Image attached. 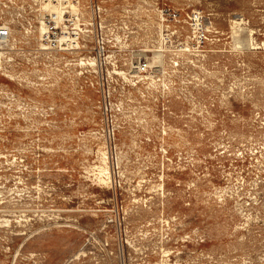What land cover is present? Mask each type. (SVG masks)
Masks as SVG:
<instances>
[{
    "label": "rangeland",
    "instance_id": "1",
    "mask_svg": "<svg viewBox=\"0 0 264 264\" xmlns=\"http://www.w3.org/2000/svg\"><path fill=\"white\" fill-rule=\"evenodd\" d=\"M103 3L152 22L159 8L201 11L210 32L197 56L228 74H191L220 81L184 87L187 126L176 120L162 139V127L137 124L129 98L115 94L126 110L104 112L95 74L38 86V74H4L0 50V264H65L94 229L109 247L167 237L186 264H264V0Z\"/></svg>",
    "mask_w": 264,
    "mask_h": 264
},
{
    "label": "built area",
    "instance_id": "2",
    "mask_svg": "<svg viewBox=\"0 0 264 264\" xmlns=\"http://www.w3.org/2000/svg\"><path fill=\"white\" fill-rule=\"evenodd\" d=\"M138 11L130 6L120 11L103 0H0V50L10 66L4 74H38V86L58 82L61 75L95 74L104 112L126 110L123 103L114 108L115 94L129 98L137 124L162 127L163 139L176 120L179 129L187 126L184 87L205 91L220 81L218 75L191 74H228L229 66L219 60L209 66L205 55L197 56L210 32L201 11L159 8L155 22L150 14L137 17ZM155 30L166 33L154 38ZM85 233L89 246L65 264H186L181 251L165 245L167 237L153 232L137 233L133 246L120 239L117 247H109L111 241L97 229Z\"/></svg>",
    "mask_w": 264,
    "mask_h": 264
},
{
    "label": "bare ground",
    "instance_id": "3",
    "mask_svg": "<svg viewBox=\"0 0 264 264\" xmlns=\"http://www.w3.org/2000/svg\"><path fill=\"white\" fill-rule=\"evenodd\" d=\"M237 21V20H236ZM234 24H236V22H233ZM238 23V22H237ZM240 23V22H239ZM233 24V25H234ZM233 25H231V26H233ZM240 25V24H239ZM238 25V26H239ZM233 28V32H234V34H235V41H236V43H241V44H243V46L245 45L246 47H248V48H250L252 45H253V43H251V38H250V32H249V30L247 31V29H243V28H237L236 26L235 27H232ZM241 33L243 34L244 33V36H237V35H241ZM234 37V36H233ZM242 46V47H243ZM101 145V144H100ZM99 145V146H100ZM103 145V144H102ZM101 145V146H102ZM104 147V146H103ZM101 148V147H100ZM101 150H102V148H101ZM106 150V149H105ZM100 151V150H99ZM104 151V150H103ZM101 157H102V155H100ZM98 157V156H97ZM103 162L105 161L106 162V160H108V159H106V154L105 153H103ZM101 159V158H100ZM99 159V160H100ZM105 164V163H104ZM107 164H108V162H107ZM97 166V165H96ZM107 166L108 165H104L103 167H101V169H102V171H106L107 172ZM97 169V168H96ZM99 170V169H98ZM95 171V170H94ZM106 174V173H105ZM95 175H96V173H95ZM107 175H110V174H108L107 173ZM97 176H98V172H97ZM102 176V175H101ZM111 178V177H110ZM109 178V179H110ZM100 179H102V178H100ZM99 179V180H100ZM108 179V180H109ZM103 180H105V179H102L101 181L103 182ZM111 180V179H110ZM105 183H106V180H105Z\"/></svg>",
    "mask_w": 264,
    "mask_h": 264
}]
</instances>
